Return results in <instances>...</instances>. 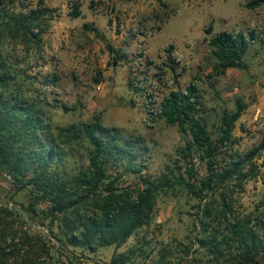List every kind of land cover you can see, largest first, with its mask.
<instances>
[{"label":"rangeland","instance_id":"1","mask_svg":"<svg viewBox=\"0 0 264 264\" xmlns=\"http://www.w3.org/2000/svg\"><path fill=\"white\" fill-rule=\"evenodd\" d=\"M253 1L5 0L14 13L37 9H47V13L42 41L33 40L34 44L7 36L3 49L21 74L23 90L40 94L53 128L99 118L105 127L118 128L124 140L133 143V163L141 172L126 170L129 159L120 161L109 172L121 178L117 186H136L141 175L156 178L169 170L181 172L196 184L207 175L206 164L199 158L187 164L180 157L188 137L159 118V109L170 92L186 91L194 83L203 96L202 122L216 137L222 116L234 113L241 99L246 109L234 130L233 149L247 153L260 145L264 135V3L251 7ZM76 7L81 11L79 18L71 16ZM224 31L251 40L246 69L216 71L209 39ZM108 44L123 57L117 63L118 55L110 53ZM170 46L179 85L169 67ZM62 105L76 110L66 112ZM67 151L71 153L65 162L68 172L87 167V148L75 145ZM254 164L257 177L242 187L237 181L229 183L227 194L234 216L264 227V150ZM189 169L196 179L190 178ZM16 187L10 175L0 172V201L23 210L28 196ZM218 201L219 194L200 201L184 186L169 189L158 195L151 224L123 247L101 248L95 254L75 250V256L81 264H109L114 256L142 247L144 252L129 264H162L164 253L163 262L209 264L194 243L201 235L199 220L204 210L219 208Z\"/></svg>","mask_w":264,"mask_h":264},{"label":"trees","instance_id":"2","mask_svg":"<svg viewBox=\"0 0 264 264\" xmlns=\"http://www.w3.org/2000/svg\"><path fill=\"white\" fill-rule=\"evenodd\" d=\"M262 3L256 0L250 6ZM46 13L47 9L14 13L0 0V172L10 175L17 192L28 196V206L21 205L25 214L0 201V264H81L75 250L95 254L101 248H121L151 224L158 195L177 186H184L200 201L210 194L220 195L219 208L204 210L199 220L201 235L194 243L209 264H262L264 227L234 216L227 194L229 183L237 181L242 187L257 177L254 161L264 150V135L260 145L247 153L233 149L234 130L246 109L243 101L238 99L234 113H224L214 137L201 119L203 96L198 87L192 83L186 91L170 92L162 101L159 118L188 137L180 157L187 164L199 158L206 164L207 175L191 184L181 172L169 170L156 178L141 175L136 186H117L121 178L109 172L120 161L129 159L126 170L141 172L133 163V143L99 118L53 128L40 94L23 90L21 74L4 53L7 36L34 44L33 40L42 41ZM71 16H81L79 7ZM207 32H212L211 26ZM209 46L220 74L247 68L251 40L244 35L220 32L209 39ZM107 48L118 55L115 63L123 58L111 45ZM172 50L173 46L167 50L169 67L179 85ZM75 145L87 148L88 165L71 174L65 162L71 154L67 149ZM192 170L190 178L196 179ZM142 252V247L134 248L114 256L109 264H129ZM165 257L164 253L162 264H174L163 262Z\"/></svg>","mask_w":264,"mask_h":264},{"label":"water","instance_id":"3","mask_svg":"<svg viewBox=\"0 0 264 264\" xmlns=\"http://www.w3.org/2000/svg\"><path fill=\"white\" fill-rule=\"evenodd\" d=\"M18 211H21V212H23L24 213V211L22 210V209H17ZM25 214V213H24ZM28 221L31 223V224H33V225H35L36 227H38L36 224H34L30 219H28ZM40 229H42L43 230V228H40Z\"/></svg>","mask_w":264,"mask_h":264},{"label":"crops","instance_id":"4","mask_svg":"<svg viewBox=\"0 0 264 264\" xmlns=\"http://www.w3.org/2000/svg\"><path fill=\"white\" fill-rule=\"evenodd\" d=\"M86 264H96V263H93V262H88V263H86Z\"/></svg>","mask_w":264,"mask_h":264}]
</instances>
